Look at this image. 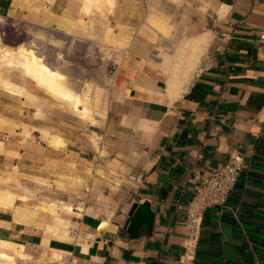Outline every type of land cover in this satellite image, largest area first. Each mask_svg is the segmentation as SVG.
Returning a JSON list of instances; mask_svg holds the SVG:
<instances>
[{
	"label": "crops",
	"instance_id": "obj_1",
	"mask_svg": "<svg viewBox=\"0 0 264 264\" xmlns=\"http://www.w3.org/2000/svg\"><path fill=\"white\" fill-rule=\"evenodd\" d=\"M0 19L128 58L120 87H96L92 120L29 84L0 90V250L29 264H264V0H0ZM232 151L236 185L206 209L187 261L198 175ZM146 200L154 224L132 236Z\"/></svg>",
	"mask_w": 264,
	"mask_h": 264
},
{
	"label": "rangeland",
	"instance_id": "obj_2",
	"mask_svg": "<svg viewBox=\"0 0 264 264\" xmlns=\"http://www.w3.org/2000/svg\"><path fill=\"white\" fill-rule=\"evenodd\" d=\"M38 34L42 35L38 37ZM0 37L9 47L16 48L19 45L35 47L34 49L39 54H43L50 66L61 70L71 79L72 85L77 90L86 88L91 81L101 86L104 91L122 85L123 67L126 66L128 58L116 48L5 19H0ZM110 72H116L117 82L112 83L113 73ZM14 77L17 82L29 84L26 85L27 89L39 93L38 96L55 99L33 82L26 81L20 72L14 71ZM108 96L103 95L101 103L106 101Z\"/></svg>",
	"mask_w": 264,
	"mask_h": 264
},
{
	"label": "bare ground",
	"instance_id": "obj_3",
	"mask_svg": "<svg viewBox=\"0 0 264 264\" xmlns=\"http://www.w3.org/2000/svg\"><path fill=\"white\" fill-rule=\"evenodd\" d=\"M106 39L111 42L110 36H107ZM203 42L202 39L192 40L182 48L183 50H190L189 61L192 62L195 58L194 55L201 50ZM34 48L23 45H19L16 48L9 47L0 37V90L25 95L26 88L20 85L14 77V71H17L20 72L24 79L32 81L37 87L46 91L50 97L52 96L74 109L84 112L92 120L95 116H93L94 97L96 87L99 85L91 81L87 84L86 88L77 90L72 85L71 79L64 72L50 66L42 56L43 54H39ZM55 137L57 138L56 140L54 139ZM60 139L58 136H53L51 142L59 146L62 144V140H64L63 138ZM54 204L48 205L47 207L53 209ZM64 207L76 211L72 205H64ZM6 244L11 245V242H6ZM31 259L29 255L22 251V248L16 250H0V264H29Z\"/></svg>",
	"mask_w": 264,
	"mask_h": 264
},
{
	"label": "built area",
	"instance_id": "obj_4",
	"mask_svg": "<svg viewBox=\"0 0 264 264\" xmlns=\"http://www.w3.org/2000/svg\"><path fill=\"white\" fill-rule=\"evenodd\" d=\"M134 81L131 79L130 83ZM114 82H117L116 72L112 75V83ZM243 163L244 156L238 151H232L225 164L218 166L208 175H198L200 183L196 186L187 208L184 254L187 261L195 258L206 209L227 204Z\"/></svg>",
	"mask_w": 264,
	"mask_h": 264
},
{
	"label": "water",
	"instance_id": "obj_5",
	"mask_svg": "<svg viewBox=\"0 0 264 264\" xmlns=\"http://www.w3.org/2000/svg\"><path fill=\"white\" fill-rule=\"evenodd\" d=\"M154 219L155 212L151 209V203L146 200L133 205L126 221V227L132 236H138L142 226H146L147 229L152 228Z\"/></svg>",
	"mask_w": 264,
	"mask_h": 264
}]
</instances>
